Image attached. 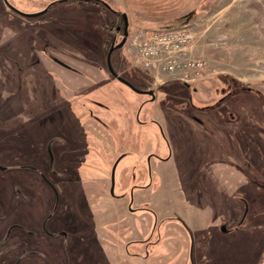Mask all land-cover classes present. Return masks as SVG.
I'll return each mask as SVG.
<instances>
[{
	"label": "rangeland",
	"instance_id": "1",
	"mask_svg": "<svg viewBox=\"0 0 264 264\" xmlns=\"http://www.w3.org/2000/svg\"><path fill=\"white\" fill-rule=\"evenodd\" d=\"M114 10L126 13L131 36L111 53ZM171 17L195 26L190 55L207 60V76L160 83L135 64L130 38L177 25L151 21ZM112 66L125 81L113 80ZM42 92L46 105L30 103ZM56 135L78 149L63 154ZM48 143L64 172L53 220L64 216L71 255L40 232L54 195L26 167H52ZM138 143L117 166L114 196L112 164ZM132 160L137 178L123 184ZM0 165V238L14 221L36 231L15 229L0 264H20L18 241L45 254L21 264H205L195 213L218 192L233 202L219 232L264 252V0H0ZM19 190L29 196L20 203Z\"/></svg>",
	"mask_w": 264,
	"mask_h": 264
},
{
	"label": "flooded vegetation",
	"instance_id": "2",
	"mask_svg": "<svg viewBox=\"0 0 264 264\" xmlns=\"http://www.w3.org/2000/svg\"><path fill=\"white\" fill-rule=\"evenodd\" d=\"M114 11L117 12L118 21H117V24L113 26V30H115L117 34H116V36H114L113 40L110 43L108 42V40L106 43V48L111 53L114 50H116L117 48L125 45L128 38L131 36V30H130L129 26H128V34H126V31H125L126 22L129 23L128 18L125 16L126 13L121 12V10H114ZM114 22H116L115 19H114ZM124 38H126V41L122 45L121 43L124 40ZM107 70H108L110 75L112 74L114 76L113 77L114 81L119 80V81L123 82L126 80V78L123 76V73L118 72L117 69L114 68L113 66ZM142 91L154 93L153 88L147 87V86L146 87L142 86ZM45 95H46L45 92H42L41 93L42 97H39L38 99H31L30 103H35V104L38 103L37 106L42 108L43 105H46V102H47ZM57 102H58V100H50L49 107H53L54 105L57 104ZM96 103H98V102H96ZM24 105H26V104H24ZM55 108H57V107H55ZM15 116H17V114ZM87 116L93 117L94 114H92L90 111H88ZM190 117L194 118V119L196 118V116H192V115ZM24 118L25 119L29 118L27 113H25ZM108 130L112 131V128L109 127ZM117 139L119 140V138H117ZM50 141L53 142V144H55V143L61 144V147H58V148H59L60 152H62L63 154L75 152L78 149V147L75 148L74 146H72L71 143L68 144L67 146H65V144L68 142V139L63 137L62 135H56V136L52 137V139ZM91 148H92V146L87 147V149H91ZM45 149L47 152L49 151V158L51 159L49 165L52 166L53 168L50 167L46 171V170H42V168L38 167V166L37 167L36 166H26V167L32 168L33 170L37 171L38 176L45 183V185L48 186L49 191H51L54 195V202L52 204V207H51L49 213L41 221L40 232L44 233L47 236H54V237L58 236L59 240L57 241V243H55L52 246L53 249L57 252H63L65 255H71L70 254V243H69V239L71 237V231L65 225L66 220H63L64 216H63V219L61 217H59V219L57 218L56 221L53 220V218L55 217V215L58 212L59 204L61 201L60 187H59L58 181L56 179H58V178L61 179L62 176L64 175V172L62 170H60V168L57 169L56 167H54L55 153H54L53 145L48 143V145L45 146ZM140 149H141V144L138 143V146H136L134 144V146H132L131 148L124 149L123 151H120L117 159L112 164L111 171H109V175H110L109 189L112 186V173H113L114 165L116 164V168H115V185H116V169H117V166H118L119 162L121 161V159L126 157L127 155H130V154L132 155V154L137 153L138 150H140ZM149 159L151 160L152 156H150ZM132 161L134 162V160H132ZM133 162H132V164H130L133 168L132 169L133 171L128 172V171L124 170V173H122V176H121V183L126 184L128 182L134 181L137 178L136 177L137 173H135V171H134V167L136 166V164H135V162L134 163ZM104 173H106V172L104 171ZM69 182H71V181H69ZM22 195H23L22 192L19 190L18 196L16 197L17 198L16 201H18L19 203L21 200L29 198L28 195H24V196H22ZM112 195L115 196V192L112 193ZM119 196L122 197L121 195H119ZM119 196H117V197L119 198ZM71 199H74V196H72ZM60 219H62V220L59 221ZM13 226H15V227H13ZM11 227H13V228H11ZM15 229H19L28 235H35L36 234V231L29 229L24 223H21L18 221H14V222L10 223L9 226L6 228L5 234L0 238V258L8 252L10 246L7 243L9 241V238H10L12 232ZM15 244L18 246L20 244L22 245L21 256L23 255V257L20 260V264L22 263L25 256H27L29 254H37V255L45 257V254L43 252H41L40 250H29L28 243L22 244V241H18ZM69 257H71V256H69ZM19 258L20 257L16 258V260L14 261V264H17V261L19 260ZM71 259H69V260L67 259V262L65 264H69V263L72 264ZM58 264H64V263L61 262Z\"/></svg>",
	"mask_w": 264,
	"mask_h": 264
},
{
	"label": "built area",
	"instance_id": "3",
	"mask_svg": "<svg viewBox=\"0 0 264 264\" xmlns=\"http://www.w3.org/2000/svg\"><path fill=\"white\" fill-rule=\"evenodd\" d=\"M194 25L167 29L143 28L128 44L135 64L141 65L156 82L178 80L194 82L207 76L208 62L190 55V45L196 38Z\"/></svg>",
	"mask_w": 264,
	"mask_h": 264
},
{
	"label": "trees",
	"instance_id": "4",
	"mask_svg": "<svg viewBox=\"0 0 264 264\" xmlns=\"http://www.w3.org/2000/svg\"><path fill=\"white\" fill-rule=\"evenodd\" d=\"M159 15H157L158 18ZM181 18L171 17L169 20H151L154 22L167 23L175 22L177 25L167 27L175 28L189 25L188 21ZM150 21V20H149ZM161 28V29H167ZM159 29V28H151ZM223 196V198L221 197ZM232 196L228 193H215L210 202L206 204L204 216L199 217V212L195 213L197 221V238H202L203 245H207V249L203 253V260L205 264H264V252L258 249V245H253V242L244 241L243 239L235 240V237H228L219 232L218 227L224 217L228 214L233 206L231 202ZM192 211V209H190ZM218 217H216V213ZM221 216V217H219ZM243 234V233H241ZM226 237V239L224 238ZM231 239V240H229ZM262 251V252H261Z\"/></svg>",
	"mask_w": 264,
	"mask_h": 264
},
{
	"label": "water",
	"instance_id": "5",
	"mask_svg": "<svg viewBox=\"0 0 264 264\" xmlns=\"http://www.w3.org/2000/svg\"><path fill=\"white\" fill-rule=\"evenodd\" d=\"M125 16L127 17V15L125 14ZM128 26H129V23L128 22H126V27H125V31H126V34H128ZM125 41H126V38H124V40L122 41V45L125 43ZM61 64H63L64 66H66V67H68V68H71V66H69V65H67V64H65V63H63V62H61L60 60H58ZM0 167L1 168H5V167H2L1 165H0ZM115 168H116V164L114 165V167H113V173H112V186H111V192L112 193H114V188H115ZM247 212H248V209H246V211H245V214H244V217H243V220H244V218L246 217V215H247ZM221 229L224 231V232H227V225L226 224H223L222 226H221Z\"/></svg>",
	"mask_w": 264,
	"mask_h": 264
}]
</instances>
